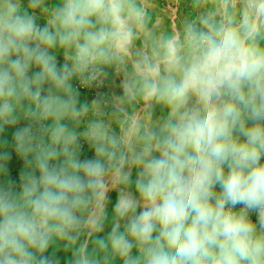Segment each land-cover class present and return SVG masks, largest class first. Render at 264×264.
<instances>
[{
  "label": "clouds",
  "instance_id": "1",
  "mask_svg": "<svg viewBox=\"0 0 264 264\" xmlns=\"http://www.w3.org/2000/svg\"><path fill=\"white\" fill-rule=\"evenodd\" d=\"M0 264H264V0H0Z\"/></svg>",
  "mask_w": 264,
  "mask_h": 264
},
{
  "label": "crops",
  "instance_id": "2",
  "mask_svg": "<svg viewBox=\"0 0 264 264\" xmlns=\"http://www.w3.org/2000/svg\"><path fill=\"white\" fill-rule=\"evenodd\" d=\"M157 3L160 5L161 9H164L170 3L175 5V0H157ZM182 10L186 11V9H182ZM60 59L62 60V58H60ZM85 98L88 99V100H91L93 98V96H92V94L89 91L82 90V99H85ZM11 131L12 130L10 129L9 132H8V138L9 139L11 138ZM92 154L93 153L90 150H88L87 147L85 146L83 155L91 157ZM9 167H10L11 178L18 180L19 172H20V170L23 167V161L20 160L19 158H17L15 156V154L13 153L12 160L10 162ZM111 199H112V201L114 203V201L116 199V193L115 192L111 193Z\"/></svg>",
  "mask_w": 264,
  "mask_h": 264
},
{
  "label": "built area",
  "instance_id": "3",
  "mask_svg": "<svg viewBox=\"0 0 264 264\" xmlns=\"http://www.w3.org/2000/svg\"><path fill=\"white\" fill-rule=\"evenodd\" d=\"M87 91H89L91 94H92V96L94 97L95 96V94H96V90H87Z\"/></svg>",
  "mask_w": 264,
  "mask_h": 264
}]
</instances>
